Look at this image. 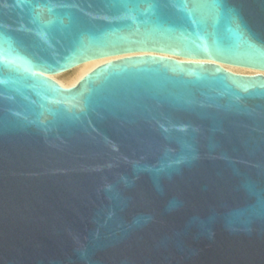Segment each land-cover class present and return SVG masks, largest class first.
Returning <instances> with one entry per match:
<instances>
[{"label":"water","instance_id":"1","mask_svg":"<svg viewBox=\"0 0 264 264\" xmlns=\"http://www.w3.org/2000/svg\"><path fill=\"white\" fill-rule=\"evenodd\" d=\"M161 53L264 70V0H0V264H264V75Z\"/></svg>","mask_w":264,"mask_h":264},{"label":"bare ground","instance_id":"2","mask_svg":"<svg viewBox=\"0 0 264 264\" xmlns=\"http://www.w3.org/2000/svg\"><path fill=\"white\" fill-rule=\"evenodd\" d=\"M143 54H149L148 52H129V53H121V54H115V55H109V56H102L94 59H90L87 61H84L73 68L56 73V74H47L49 78L59 83L64 88H71L76 86L87 74H89L91 71H93L95 68L99 67L100 65H103L105 63L131 57V56H138ZM154 54V53H150ZM161 56H167L170 58H176L177 60L185 61V62H206V63H216L219 64L222 68L225 70H228L229 72H232L237 75H244V76H252V75H264V70L255 69L251 67L246 66H238L234 64H228L224 62H217L212 61L209 59H189L185 57H178L174 55L169 54H160Z\"/></svg>","mask_w":264,"mask_h":264}]
</instances>
